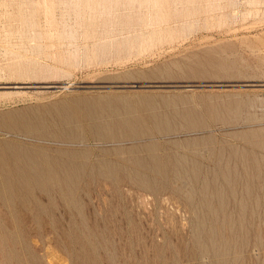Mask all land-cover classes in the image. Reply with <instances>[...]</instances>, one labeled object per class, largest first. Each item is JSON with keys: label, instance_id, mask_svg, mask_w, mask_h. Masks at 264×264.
<instances>
[{"label": "rangeland", "instance_id": "rangeland-1", "mask_svg": "<svg viewBox=\"0 0 264 264\" xmlns=\"http://www.w3.org/2000/svg\"><path fill=\"white\" fill-rule=\"evenodd\" d=\"M142 96L182 97L188 103L178 109L197 113L189 123L145 121L125 131L79 122L110 108L125 118V103L105 102ZM202 97L250 106L224 123L207 115ZM158 105L154 112L136 108L133 118L164 114L168 108ZM67 119L73 123L60 127ZM263 133L264 0H0V146L50 157L75 154L85 165L78 205L61 201L47 210L44 236L25 213L42 264L78 262L71 245L56 243L53 219L96 230L86 239L97 264H264V181L244 189L243 163L234 153L264 157L248 145ZM204 139L221 145L205 147ZM220 148L221 162L242 175L240 181L227 187L219 179L204 193L191 189L186 167L200 166L211 180L220 174ZM156 162L179 167L165 173L168 187H159V171L137 167ZM147 178L155 189L140 185ZM0 264H7L1 247Z\"/></svg>", "mask_w": 264, "mask_h": 264}, {"label": "bare ground", "instance_id": "bare-ground-1", "mask_svg": "<svg viewBox=\"0 0 264 264\" xmlns=\"http://www.w3.org/2000/svg\"><path fill=\"white\" fill-rule=\"evenodd\" d=\"M201 101L203 102L204 111L207 113L208 116L211 117V119L213 118V120L215 119L216 121H222L224 123L225 122L228 123V122L234 120L235 118H237L238 116L241 115L244 107L250 106L249 104H246V105L238 104L237 105V104H230V103H228V104H222V103L211 104L209 101H207L206 98H203V97L201 98ZM105 103L107 105H112V104L119 105L120 103H125L126 109H124V111L127 114V117L120 118L118 115L119 111L115 108L114 109L110 108V109L106 110L105 112L95 113L96 112L95 111L94 114H92V112H90L91 114H89V117L84 118L83 122L82 121H79V122H81V124H83V125H88L86 128L95 127L98 129V131H100V129H102V128H105L106 130H108L107 128H113V127H117V128L120 127L119 130H121V128H123V130H124V128H131V129L134 128L136 123H142L143 122V123L147 124L146 123L147 121L155 122L154 123L155 126L157 125L156 122L157 123L159 122V124H164L166 122L169 123L172 121L171 123H173V120H177V118H179V119L181 118V120H183V121L186 119L188 122V120L190 118H192L191 116L194 117L197 113L193 108H190L188 106H186L184 108V110H182V111H180L182 108L180 110L178 109L179 105L188 103V100H186L185 98H182V97H177V98L159 97V98H156V97L142 96L136 101L111 98V99L107 100ZM158 103L160 104V105H158L159 108H162V109L168 108L167 111L164 112V114L161 112H159V115H157L156 113H155L156 115L151 113V114H148V116H147L148 118L146 120L140 119V118H138V119L133 118L136 108L143 110L144 107L150 106V108H151V106H152V108H153L152 112H154V110H155L154 107ZM233 106H235V107H233ZM149 112H151V110ZM104 113H106V114H104ZM105 117L106 118L109 117V118L105 119ZM198 117H199V115H198ZM198 117L196 116L195 118H198ZM3 119H4L3 122L7 121L6 118H3ZM178 121L179 120H177V122ZM71 123H73V121L70 119H67V120L62 121L59 124V126L62 128H66V125H70ZM174 123H175V121H174ZM199 123L201 124V121ZM136 126H138V125H136ZM166 126H168V125H166ZM188 127H190V126H188ZM194 127H195V125H194ZM64 130L62 129L63 133H64ZM98 131H96V133H98ZM76 132H75V135L79 134V133L76 134ZM54 133H52V134H54ZM68 133H66V135H68ZM114 133H112V134H114ZM44 134H46V133H44ZM57 134L59 135V133H56L55 135H57ZM64 134H63V136H64ZM69 134H71V133H69ZM72 134H74V133H72ZM105 134L107 136L108 133H105ZM109 134H111V133H109ZM121 134H123V133H121ZM259 134H261V132ZM256 135H257V132H256ZM111 136L112 135H110L109 138H111ZM119 136H120V134H119ZM129 136H131V135H129ZM245 136H246V138H248L247 135H245ZM70 137H67V138H70ZM72 137H74V136H72ZM96 137H95V139L98 138V137L97 138ZM100 137H101V134H100ZM113 137L116 138V136H113ZM249 137L251 138V136H249ZM75 138H77V136L74 137V140H75ZM115 138H113V139H115ZM53 139H56V138H53ZM65 139L66 138H64V140ZM70 139L68 141H70ZM106 139L108 140V138H106ZM56 140L58 141V139H56ZM59 140H61V139H59ZM115 140L117 141V138ZM245 140L246 139H244V141ZM248 140H250V141H248V145H250L251 148H254V150L256 148V149L264 152V133L261 136L259 135L258 137L256 136L255 138L253 137V139L248 138ZM110 141H111V139H110ZM191 143H192V141H191ZM216 143H219L221 145L220 142H216L213 139L205 140V141H203V143H200V144H203L205 147H207V146L209 147V146L214 145ZM9 144H10V142H9ZM196 144H198V143H196ZM3 145H4V143H3ZM7 145H8V143H7ZM70 145H73V144H70ZM180 145L181 144H179V146ZM31 146H33V145H31ZM8 147H9V145H8ZM8 147L0 146V210L2 209L1 206H5L10 211V212L8 211L7 214L0 212V247L2 248V250L5 254L7 264H42V260L37 254L38 251L33 247V245H31L30 240L28 239L31 233H30V229L27 226V219H29V218H27V215L25 213L29 212L32 214V217L34 220L31 222L37 224L39 227L38 231H37L38 236H44L43 230L45 228L44 226H45L47 220H45V216H43V215L45 213H47V210L50 212V210L53 207H55V206L59 207L61 201H67L74 207L78 205L80 193H78V191L76 189L83 187L82 183L79 181H82L81 176L84 174L83 173L81 175L79 170L81 169V171H82V168L85 165L76 163V159H78V156L75 154H69V155L65 154L64 156L62 154L63 157H50V156H41L39 154H30V152L25 153L24 151L22 152L21 150H19V149L17 150L14 147L13 148H11V146H10V148H8ZM174 147H176V146L174 145ZM21 149H23V148H21ZM58 150H60V149H57V151ZM65 150H67V149H65ZM236 150H234V153L236 155L239 154L241 156L240 161L243 163L242 164L243 165L242 171L245 172V178H246L245 182L242 183L239 180V178H241L240 176H242V175L234 174L236 172H232L231 171L232 169L229 171V168L226 167L227 165L225 166V164H223V162H221V159L224 155V149L220 148V150L218 152V156H219L220 160H219L218 165L215 169L216 171H220V174H218V173L213 174L212 175L213 177L211 180H206L205 176L200 173L203 169V168H200V166L193 165V166H188L189 168L186 167V169H190L191 172L193 173L190 176V182H189L191 185V189H196V190L204 193L211 186H214V185L218 186L219 182H217V181L219 179L222 182V184L224 186H227V187L233 186V184L236 183V181L238 182V180H239L241 185H243L244 189L250 188V186L252 185L251 181H255L257 179L261 180V178L264 181V157L261 158V157H258L255 153L254 154L250 153V152L248 153L246 151H240L238 153V151H236ZM62 151H64V150H62ZM131 151H133V150H131ZM197 151L195 150V152H197ZM45 152H47V151H45ZM231 152H232V150H231ZM72 153H74V152H72ZM80 154H82V153H80ZM136 155H137V153H136ZM84 156H85V154H84ZM150 157H151V155H150ZM185 158H188V157L185 156ZM183 162H185V161L183 160ZM193 163H195V162H193ZM147 164H149V163H147ZM137 167L141 168V169L146 168V169L159 171V177H160L159 178V187H168L169 186L168 175L167 174L165 175V173L167 171L170 172V170L176 171L177 169H179L178 166H165V165L160 164V163L158 164V162H156L154 167H144V166H137ZM182 167H184V166H182ZM115 168H117V166ZM182 169H185V168H182ZM114 171H116V170H114ZM186 171H188V170H186ZM174 173L176 174V172H174ZM187 173L188 172H186V174ZM180 175H181L180 177H184V176H182L183 174H180ZM256 176H257V178H256ZM79 177H81V178H79ZM182 180L183 179H176V181H182ZM170 181H172V180H170ZM139 183H140V185H143V186L147 187V189H150V190L155 189V187L157 186L156 183L153 185V183L151 182V179H149V178L144 179V180H140ZM262 184L264 186L263 182H262ZM44 202H46L47 205H44ZM65 204H67V203H65ZM12 212H19V215H17L16 217H13ZM73 221L74 220L69 221L68 226L65 227V225L62 224V221H60V219H53L52 224L54 226V237L56 239V243L59 242L64 247H69V245H71L72 248H70V249L72 251V255L75 257L76 261H78L77 264H97V261H95V258L93 256H91V254H90V252L94 249V244L90 238L86 239L88 236L94 235L95 233L93 234V231H96V230L92 229V230L88 231V230H84L83 228H81L82 230H80L78 225H75V222H73ZM47 225H48V223H47ZM79 226H80V224H79ZM83 230H84V232H83ZM69 235L73 236L71 241L68 240Z\"/></svg>", "mask_w": 264, "mask_h": 264}]
</instances>
